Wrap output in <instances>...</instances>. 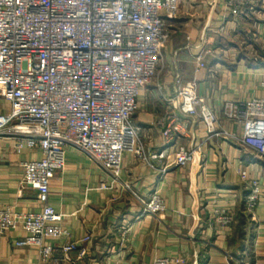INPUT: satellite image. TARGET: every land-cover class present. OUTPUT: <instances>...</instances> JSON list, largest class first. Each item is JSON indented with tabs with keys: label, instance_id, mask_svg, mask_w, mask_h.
Listing matches in <instances>:
<instances>
[{
	"label": "crops",
	"instance_id": "1",
	"mask_svg": "<svg viewBox=\"0 0 264 264\" xmlns=\"http://www.w3.org/2000/svg\"><path fill=\"white\" fill-rule=\"evenodd\" d=\"M226 1L185 0L174 18L164 20L169 38L133 116L145 155L164 157L147 161L126 152L115 179L87 153L68 147L49 194L67 234L48 242L59 248L77 243L79 249L69 259L59 249L44 262L37 248L17 245L27 234L12 230L0 236V264H113L119 259L151 264L157 258H174L173 264H264V158L226 135H210L199 116L168 102L177 97L179 80H195L198 94L219 116V131L241 134L242 126L224 115L225 104L264 98V0H254L241 16L231 14ZM8 109L0 98V113ZM185 119L191 123L186 135H164L171 121ZM182 147L195 150L194 161L183 167L176 164ZM42 156L40 149L0 137V209L41 210L38 192L21 181L22 163ZM253 179L261 183L262 194L250 213L246 198ZM153 192L166 205L156 215L144 207ZM217 210L233 216L231 226L215 222Z\"/></svg>",
	"mask_w": 264,
	"mask_h": 264
},
{
	"label": "built area",
	"instance_id": "2",
	"mask_svg": "<svg viewBox=\"0 0 264 264\" xmlns=\"http://www.w3.org/2000/svg\"><path fill=\"white\" fill-rule=\"evenodd\" d=\"M184 1L0 0V98L9 104L0 113V137H13L43 155L22 163L21 181L23 187L38 192L41 210L0 209V236L22 229L27 236L17 245L37 248L44 262L52 261L59 249L67 259L79 249L77 243L59 248L48 242L67 234L59 224L62 215L49 204V194L70 146L87 153L115 179L126 152L147 161L164 157V153L145 155L133 116L140 90L157 75L169 38L164 20L174 18ZM253 5L254 0L226 1L234 16ZM198 60L203 65L201 56ZM178 82L177 97L168 100L172 106L199 116L210 135H226L264 158V98L226 103L224 115L240 124L242 133L219 131V116L198 94L197 82ZM190 126L189 120H173L163 133L186 135ZM194 159L195 150L182 147L176 164L183 167ZM261 194V183L253 179L247 211L257 208ZM144 207L154 215L166 209L158 192ZM214 220L231 226L234 218L217 210ZM175 261L157 258L151 264ZM113 264L127 263L119 259Z\"/></svg>",
	"mask_w": 264,
	"mask_h": 264
},
{
	"label": "trees",
	"instance_id": "3",
	"mask_svg": "<svg viewBox=\"0 0 264 264\" xmlns=\"http://www.w3.org/2000/svg\"><path fill=\"white\" fill-rule=\"evenodd\" d=\"M238 235H241V230L238 231Z\"/></svg>",
	"mask_w": 264,
	"mask_h": 264
}]
</instances>
